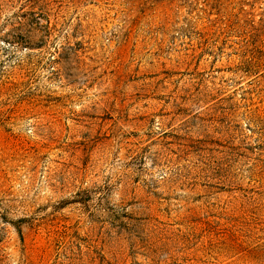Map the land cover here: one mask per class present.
Here are the masks:
<instances>
[{
	"label": "rangeland",
	"instance_id": "1",
	"mask_svg": "<svg viewBox=\"0 0 264 264\" xmlns=\"http://www.w3.org/2000/svg\"><path fill=\"white\" fill-rule=\"evenodd\" d=\"M0 264H264V0H0Z\"/></svg>",
	"mask_w": 264,
	"mask_h": 264
}]
</instances>
